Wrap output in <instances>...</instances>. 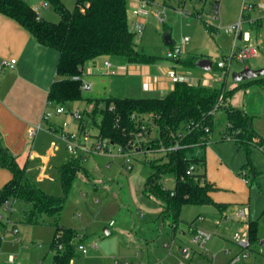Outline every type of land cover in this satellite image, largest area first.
Here are the masks:
<instances>
[{"label":"rangeland","instance_id":"374dc122","mask_svg":"<svg viewBox=\"0 0 264 264\" xmlns=\"http://www.w3.org/2000/svg\"><path fill=\"white\" fill-rule=\"evenodd\" d=\"M25 1L33 6L44 0ZM243 1L127 0L129 24L133 31L139 17L142 16V22L146 24L142 40L135 37L138 47L154 55L155 60L138 63L118 56L96 59L84 66L82 79L91 83L92 88L88 91L81 90L83 97L134 96V91L142 81L140 77L130 75L132 71L142 72L138 66L144 64L146 68L151 67L150 76L155 84L157 76H169L172 66L176 65L180 74L201 77L202 85L213 88L225 86L233 91L223 103L240 107L252 114L254 128L264 136V83L256 80L258 77L240 82H235L232 78L234 71L246 66L264 67V18L259 27L256 24H247L245 20L241 25L243 31L251 32L255 41L262 40L260 56L243 62L234 60L226 77L223 69L217 67V62L231 54L235 37L229 28L239 21ZM62 2L69 9L76 6V0ZM257 2L264 4V0ZM134 9L140 14L135 13ZM43 16L51 21H58L60 18L51 3L49 9L43 10ZM159 16H163L164 20L161 21ZM168 33L172 39L170 44L164 39ZM185 37L188 40L185 41ZM243 44L244 41H237L238 46ZM175 46H182L183 56H186L178 63L167 57V51ZM203 58L212 61L211 69L206 70L197 64L186 63L188 59H195L197 62ZM105 60H110L115 65L109 75L103 74L101 70ZM122 63L128 65L130 73L118 70ZM216 77L223 80L215 81ZM150 80H145L147 87ZM149 95L151 94L147 96ZM61 105H64L66 111L54 114L49 119L60 131L63 128L65 131L78 132L81 119L73 114L79 110L83 114L84 124L86 123L83 132H89L93 138L98 135L96 122L100 121L101 113L96 114V110L103 107L101 102L83 98L66 101ZM214 120L215 127L207 146V158L209 175L215 179L220 177L221 189L217 188L216 195L213 196L226 197L230 202L226 203L225 210L220 209L214 201L186 204L176 224L171 223L169 218L163 221L159 206L146 203L140 196L149 171L144 166L145 159H166L154 144L155 136L158 135L156 126L148 130L150 138L133 137L130 147L138 151L133 158V170L126 168L123 157L118 153V144L112 146L111 153H94L82 160L81 153L72 155L68 152L66 143L60 139L58 133L53 137L45 136V142H48L45 150H38L35 144L34 149L27 155H21L18 162L26 167L27 174L45 191L65 195L63 210L58 218L45 216L43 221L31 222L21 216L23 208L17 202L13 208L5 209L3 206L0 210L3 216L0 219V264H54L56 249L52 248V243L56 223L76 230L75 249L78 252L71 264H118V260L122 264L123 261L131 262L135 258L145 260L148 257L157 264H179L181 257L177 247L184 243L192 244L195 250L191 264H264V148L251 145L247 150L233 135L221 139V132L224 133L227 124L223 109L215 112ZM57 155L62 161H78L84 167L67 192H64L61 184L60 166L55 161ZM217 155L224 159L228 169L219 170ZM253 167L257 170L256 176H253ZM196 168L197 171L204 170L201 164L196 165ZM242 176L248 177L250 182H242ZM157 183L166 188L175 186L170 172L161 173ZM146 195L153 201H161L158 195L149 191V187ZM244 205L250 208V218H236L237 209ZM198 215L194 225L212 234L204 247L193 244L189 232L181 233L189 227L187 221ZM112 219L116 224L110 226ZM251 221L256 224L257 240L253 243L249 256L233 263L231 258L241 251L233 236L236 232H248ZM105 227L111 231L107 233ZM173 233L176 245L169 252V248L163 244L165 241L171 242ZM81 242L87 247L86 253L77 249ZM11 255L14 256L13 260Z\"/></svg>","mask_w":264,"mask_h":264},{"label":"trees","instance_id":"16d2710c","mask_svg":"<svg viewBox=\"0 0 264 264\" xmlns=\"http://www.w3.org/2000/svg\"><path fill=\"white\" fill-rule=\"evenodd\" d=\"M48 1L59 14L58 21L37 18L25 0H0V12L17 20L41 44L59 51L57 73L60 78L53 82L49 91L51 103L56 105L83 98L98 100L103 104L96 110V114L101 113L100 121L96 122L98 135L124 146H130L134 136L150 138L148 130L157 127L154 144L166 159L149 157L146 160L149 171L143 191L146 194L149 187V191L161 199L164 220L169 218L176 224L184 205L213 202L210 195L213 186L206 180L205 171H197V168L193 172L187 171L191 165L205 167V147L215 127L217 110L223 109L227 123L221 139L233 135L247 150L251 145L264 148V136L254 128L253 115L240 107L223 103L233 94L225 86L213 88L182 81L160 97H83L81 78L89 61L118 56L129 62L148 63L154 61L155 56L139 49L135 32L129 24L127 0H76L73 9L67 8L62 0ZM186 63L196 64V61L188 59ZM77 76L79 78H75ZM256 80L264 83V76ZM222 94V101H219ZM84 121L79 122L80 130L85 129ZM177 143L179 146L174 148ZM0 166L8 168L12 174L0 188V210L6 201L16 200L27 221L40 222L45 216H60L65 195H55L38 185L1 137ZM81 169L84 167L78 161H66L60 165L64 192L70 189ZM168 172L175 180L173 188L157 183L161 173ZM196 219L187 222L194 224ZM249 234L254 243L257 240L256 224L252 221ZM76 237L74 228L55 224L54 264H71L78 252ZM1 243L0 236V246Z\"/></svg>","mask_w":264,"mask_h":264},{"label":"crops","instance_id":"0c3cea01","mask_svg":"<svg viewBox=\"0 0 264 264\" xmlns=\"http://www.w3.org/2000/svg\"><path fill=\"white\" fill-rule=\"evenodd\" d=\"M249 1L251 2H247L246 0H244L243 5L245 3H258L257 1H260V0H249ZM240 4L241 2L239 3V8H240ZM243 5L241 8H243ZM137 14H140V13H137ZM248 15H251L253 18L260 17V14L258 12H252L251 14L249 13ZM138 21L142 22V16L138 18V20L136 21V24ZM246 23L251 24L248 21H246ZM261 24H262V18L258 20L256 25L257 27H259ZM134 28H136V25L134 26ZM145 29H146V24H144V31ZM170 37H171V34H170ZM253 42L254 44L258 45L260 48L262 47V40L255 41L253 39ZM170 43H172V41ZM170 43H167V44H170ZM59 57H60V53L58 50L41 44L36 39V37H34V35H32L17 20L0 12V137L3 143L17 157V160L21 159V155L29 154L31 152V149H34L35 144H37L38 150H42V151L45 150V148L48 145V142L47 143L45 142V139H46L45 136L53 137L57 133L59 134L60 132L58 131L57 126L52 121L50 120L43 121L44 111L50 106L49 104L50 101L48 100L49 91L52 87L53 82L57 80L58 78H60V76L57 73V65H58ZM184 57L186 56H182L180 58L181 60L177 59L174 61L178 63L182 61ZM13 58L16 59L14 68L11 69L8 67H2L1 65L2 60L4 59L10 60ZM95 60L89 61L88 63L85 64V66ZM114 66L115 65L113 64V67L109 71V73H105L104 67H102L101 70L103 71V74L109 75L112 73ZM139 67H141L142 72L140 73L138 71L137 73L135 71L136 72L135 73L132 71V74L130 76L136 77V78L140 77L142 82H141V85L137 87L136 90L134 91L135 95L131 97L164 96L167 94L169 90H171L175 86L174 85L175 83L172 80H170L169 76H163V75L157 76L155 80V84H153L154 80L150 76L151 67L146 68L144 64L142 66H138L137 68ZM118 70H120L121 72L122 71L128 72L129 71L128 65H124L122 63V65H119ZM171 70L178 71L176 65H173ZM146 78L151 79L149 87H147L146 85L147 84L145 82ZM192 78H194L195 81L197 80V83H200L202 80L201 77H198V78L192 77ZM216 78H220V77H216ZM216 78H215V81H218V82L221 81V80H216ZM218 87H221V86H218ZM148 94H151V95L147 96ZM40 121H43V129L38 132L37 136L34 139H30L28 137V129L32 125ZM81 131L83 130H80L79 125H78V132H81ZM210 140H211V136L205 147L206 163H205L204 171L206 173V180L209 183H211V185L213 186V188L210 190V195H211L212 200L215 202V204L219 205L220 209L225 210L226 203H229L230 199L226 197H222L220 195L214 198V196L216 195L215 190L217 188L221 189V187H219L220 177H217L215 179V177L209 175V160L207 158V146ZM37 141L38 143H36ZM53 141H55V139ZM91 155L92 154L86 155V159L88 156H91ZM147 159L148 157L145 159L144 162H146ZM217 159H218L217 162L219 165V170L228 169L227 163L224 161V159L220 155H217ZM55 161L58 163L57 166H60L62 163L69 161V160L64 159L62 161L61 157L57 155ZM144 166H146V163ZM133 168H134V165H133ZM252 171H253V176H256L257 170L253 167ZM11 176L12 174L8 168L0 166V188H2L10 180ZM241 180L245 184H248L250 182V181L245 182L242 179V177H241ZM144 187H145V183L140 190V196L146 201V203L158 205L160 210L162 211L161 201H153L151 198H149L143 191ZM21 216L24 217V210H21ZM198 217L199 215L191 219L190 221L196 218L198 219ZM162 220L165 221L163 218ZM115 224L116 222L114 223V225ZM109 225H110V222H109ZM108 230L109 232L111 231L109 228ZM181 233L189 234L188 228L186 231H182ZM172 240H174V244L171 249L169 248L170 250L169 252H171L174 246L176 245L174 233L172 234L171 242ZM165 243H169V242L165 241L163 244L164 247H166ZM184 244H190V243H184ZM182 245L183 244H179L177 247L180 253V257H181V246ZM134 260H137V258L131 260V262H133ZM145 261L151 264H157L151 261L149 257L146 258Z\"/></svg>","mask_w":264,"mask_h":264},{"label":"built area","instance_id":"2783aa9c","mask_svg":"<svg viewBox=\"0 0 264 264\" xmlns=\"http://www.w3.org/2000/svg\"><path fill=\"white\" fill-rule=\"evenodd\" d=\"M32 8L36 12L37 18H43L44 17L43 10L49 9L50 3L48 0H44V1H41L38 5H33ZM254 11L260 14L259 18H253L251 15H248L247 17V14L249 13L251 14ZM134 12L139 13L137 9H134ZM159 18L161 21L164 20L163 16H159ZM261 18H264V4L245 3L243 5L242 14H241L239 21L229 28L231 31H233L234 37H235L231 54L228 58H225L224 60L217 62V67L223 69L225 76L228 74L230 67L232 66V62L234 60L243 62V61L250 60V59H256L260 56V47L254 44L251 32L248 30L243 31L241 29V25H242L243 20L248 21L251 24H256L258 20ZM134 32H135V35L139 39L142 38L144 34L143 22L141 21L137 22ZM184 40L185 41L188 40V37H185ZM238 40L244 41V44L242 46H238L237 45ZM183 53L184 51H183L182 46H175L174 48L169 49L167 51V57L169 59L177 60L183 56ZM15 63H16L15 58L10 59V60L4 59L2 60L1 65L2 67H8L12 69L14 68ZM112 67H113V64L111 63V61L105 60L104 62L105 73H109ZM169 77L174 83L186 81L189 83L196 84V81L194 78H192L191 76L187 74H180L176 70H171L169 72ZM75 78H79V77L77 76ZM216 80H222V79L216 78ZM81 81H82L81 82L82 91H88L89 89L92 88L91 83L83 80L82 78H81ZM222 98H223V94L220 96L219 101H222ZM49 104L50 106L44 111L43 121L49 120L54 114H61L66 111V108L64 107V105H61V104L52 105L51 102H49ZM73 115L80 118L81 120L83 119V114L79 110H77ZM43 121L37 122L36 124L32 125L28 129V137L30 139H34L37 136L38 132L43 129ZM65 125L66 123L64 124V126ZM61 129H62L61 131L58 129V131H60L59 135H60V138L66 143V149L68 150V152L72 155H77L81 153L83 160L86 159V155L88 154L111 153L112 146L114 144H117V143L112 142L109 139L103 138L100 135H95L93 138V135L90 134L89 132L81 131V132L75 133L71 131H65L63 128ZM118 146H119L118 153L123 157L126 168L128 170H132L133 169V158L137 154L138 151H136V149L131 148L129 145L124 146L122 144H118ZM178 146H179V143H177L176 146H174V148H177ZM195 169H196V166L191 165L187 172L188 173L193 172L195 171ZM244 173L246 172L244 171ZM242 179L245 182H249V179L246 176H242ZM15 202L16 200L6 201V204L4 205L5 209L13 208ZM235 216L236 218H239V219H249V216H250L249 206L244 205V206L239 207L237 209V212L235 213ZM2 217H3L2 214H0V219ZM114 223H115L114 220L110 221L111 226L114 225ZM188 232L191 235V242L199 247H204L206 242L211 237L210 232L206 231L205 229L199 228L194 224L189 225ZM233 239L235 240L237 245L241 248L240 253H237L235 256L231 258V261L233 263H236L242 257L249 256L253 242L251 240L249 231L245 233L236 232L233 236ZM261 243H263L262 240H261ZM173 244H174V240H172V242L165 243V246L171 249ZM77 249L83 253L87 252V247L83 243H79L77 245ZM194 252L195 250L192 244H183L181 246V259L179 261V264H190L193 258ZM13 259H14V256L11 255V260ZM118 263H121V262L118 260ZM122 264H151V263L145 260L137 259L133 262L123 261Z\"/></svg>","mask_w":264,"mask_h":264},{"label":"water","instance_id":"95a60500","mask_svg":"<svg viewBox=\"0 0 264 264\" xmlns=\"http://www.w3.org/2000/svg\"><path fill=\"white\" fill-rule=\"evenodd\" d=\"M164 39L166 43H170L172 41L170 33L165 35ZM196 64L206 70L211 69L213 66L212 61L207 58L199 59ZM261 76H264V67L252 68L251 66H246L243 69L232 73V78L235 82L250 80ZM105 230L109 233L108 228H105Z\"/></svg>","mask_w":264,"mask_h":264}]
</instances>
